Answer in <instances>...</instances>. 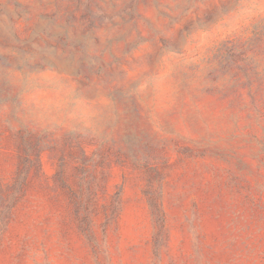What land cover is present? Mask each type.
I'll return each instance as SVG.
<instances>
[{
  "label": "rangeland",
  "instance_id": "374dc122",
  "mask_svg": "<svg viewBox=\"0 0 264 264\" xmlns=\"http://www.w3.org/2000/svg\"><path fill=\"white\" fill-rule=\"evenodd\" d=\"M0 264H264V0H0Z\"/></svg>",
  "mask_w": 264,
  "mask_h": 264
}]
</instances>
